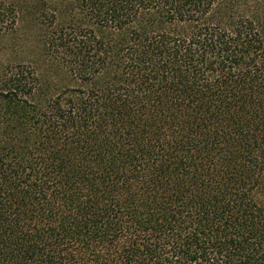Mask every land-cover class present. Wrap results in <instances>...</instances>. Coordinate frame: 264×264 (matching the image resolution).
<instances>
[{
  "label": "trees",
  "instance_id": "16d2710c",
  "mask_svg": "<svg viewBox=\"0 0 264 264\" xmlns=\"http://www.w3.org/2000/svg\"><path fill=\"white\" fill-rule=\"evenodd\" d=\"M0 264H264V0H0Z\"/></svg>",
  "mask_w": 264,
  "mask_h": 264
}]
</instances>
